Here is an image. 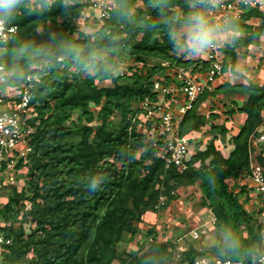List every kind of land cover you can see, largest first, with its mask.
<instances>
[{
    "label": "trees",
    "instance_id": "obj_1",
    "mask_svg": "<svg viewBox=\"0 0 264 264\" xmlns=\"http://www.w3.org/2000/svg\"><path fill=\"white\" fill-rule=\"evenodd\" d=\"M135 1L131 0V6ZM115 2L117 5L119 0ZM73 4L70 12L63 11L58 4L43 16L20 17L15 22L18 40L39 41L46 38L49 32L81 39L83 33L78 31L68 17L79 15L86 3L73 0ZM137 15L155 18L154 10L148 6L140 8ZM252 16L260 17L261 24L255 28L252 37L249 35L246 44H258L260 37L264 35V13L252 9L244 14V19ZM59 18L63 20L59 21ZM240 23V32L251 29L244 20ZM37 25L42 26L43 35L35 31ZM99 30L101 35L113 34L124 38L121 47L117 49V56L127 53L144 65L148 59L157 61V65H145L144 71L133 65L135 72L124 77H114L113 86H97L94 81L112 77L86 76L85 85L77 87L81 73L67 68L53 70L44 78L43 83L36 85L33 102L38 103L39 123L31 140V179L26 181L25 190L18 192L11 188L7 191V201L0 204V218H8L4 216V212H10L9 216L16 212L14 205L19 203L28 189L33 190L34 202L37 198L42 202H37L35 209L30 211L36 228L27 239L23 238L22 226L16 230L12 225L1 228L5 231L3 237L11 241L10 244H2L9 251L4 254V263L111 264L116 258L115 247L123 236L126 223L135 217L136 212L141 208L153 209L158 206L162 196L167 195L169 198L170 192L187 185H198L203 194V205L212 207L217 219H222L240 234L242 225L252 222V217L240 202L246 186L241 191L234 192L227 179L237 177L241 171L248 169L250 162L259 165L264 173V140L256 146L250 145V136L259 135L264 124V82L250 81L253 85L251 88L240 84H225L235 92L242 90L248 95L247 100L236 111L245 113L247 117L239 131L231 137L234 149L228 156H223L210 144L205 152L193 154L185 169H165L164 161L155 156L154 148L146 141L145 136L134 126L128 130L131 126L128 114L132 118L136 113L131 108L133 104L150 93L151 77L160 71V60H176L186 66L192 61L174 58V50L163 30L134 28L114 17L111 12ZM239 44L237 42L225 47V66L227 59L231 57L229 52ZM11 50L8 45L0 50V61L8 68V53ZM235 60L233 55L232 65ZM223 85L218 86L217 90H223ZM206 95L207 93L201 96L194 108L184 115L180 123L182 133L199 131L204 118L197 114L196 109ZM89 103H102L101 110L105 115L98 117L103 119L100 120L102 124L95 131L91 142L89 137L93 128L84 124L80 128L83 131L80 142L76 146L69 143L66 148L65 139L72 130L64 121L74 110L81 109L83 114H87V122H91L94 116L88 109ZM112 107L122 110V118L117 126L109 129L106 117ZM227 131L225 128L222 130L224 134ZM136 148L143 150L139 159L135 155L129 158ZM111 156L113 160L110 161L108 158ZM207 157H211V160L205 164ZM99 161L102 163L99 164ZM197 161H201L199 167L195 165ZM119 162L122 163L121 166ZM64 174L68 177L65 178ZM81 174L83 178L101 174L105 176V181L99 191L89 194L84 181L76 179ZM39 178L43 180L41 187L38 184ZM168 179H172L173 184H169ZM160 182L163 183L164 190H160ZM129 202L132 203L131 206ZM256 230L258 234L255 240H261L259 224ZM12 234H15V239ZM31 250L35 256L27 261L25 256ZM208 254L206 250H193L187 264H191L197 256H210Z\"/></svg>",
    "mask_w": 264,
    "mask_h": 264
},
{
    "label": "clouds",
    "instance_id": "obj_2",
    "mask_svg": "<svg viewBox=\"0 0 264 264\" xmlns=\"http://www.w3.org/2000/svg\"><path fill=\"white\" fill-rule=\"evenodd\" d=\"M219 3L220 0H147L148 7L155 12L154 19L138 16L131 0H119L109 11L134 28L163 30L177 55L197 59L209 50L233 45L241 38L239 14L229 11L217 15ZM241 3L245 4V0ZM58 4L65 12H70L74 6L73 0H0V47L8 45L12 49L8 53V70H0V82L20 84L31 77L33 82L41 84L49 73L61 68L94 78L115 77L122 71L117 49L124 38L118 35H101L100 30H96L85 32L76 40L49 32L39 41L18 40L14 27L20 17L43 16ZM35 31L43 35L41 25H37ZM233 73L236 83L253 87L252 83L245 82V73L239 68L234 67ZM104 181V175L92 174L84 178V187L93 194L100 190ZM208 243L221 258L264 264V240L257 238L245 242L235 228L226 224L215 228ZM141 264H170V258L159 246L152 244Z\"/></svg>",
    "mask_w": 264,
    "mask_h": 264
},
{
    "label": "rangeland",
    "instance_id": "obj_3",
    "mask_svg": "<svg viewBox=\"0 0 264 264\" xmlns=\"http://www.w3.org/2000/svg\"><path fill=\"white\" fill-rule=\"evenodd\" d=\"M112 4L116 5L115 0H112ZM146 6H148L147 0H136L132 5L136 14H138L140 8H146ZM86 7L87 6L84 7L79 15L68 17V19L77 26L78 31L83 34L85 32L99 30L104 25L106 18H108L99 19V12L96 8L89 9V6L88 8ZM58 20L62 21L63 18H59ZM247 24L251 26V29L248 32H241L242 35L238 41L240 43L239 46L229 52L231 57L227 59L226 63L228 66L230 62L232 65L233 55L236 57L238 53L237 50L240 46H243V49H246L249 53H254L255 55H258L259 53V59L263 58L261 54H263L264 51L262 53V51L255 49L254 45H252L255 43L250 42L246 44L249 39V35L252 37L255 32V28L260 26L261 22H252ZM245 54H247V52ZM117 59L122 64V71H120L116 76L123 75L124 77L126 75H131L132 73L127 74L125 72H127V70L128 72H132L135 69V67L132 66L139 65V63H136L137 61H135L134 57L127 55V53L123 56H117ZM146 63L147 64L145 65L148 66V64H156L157 61L148 59ZM263 64L264 61L261 65ZM145 65H139V67L144 71ZM121 72L123 74H121ZM69 76L70 78L72 77L71 75ZM94 81L97 86H113L114 77L99 81L95 79ZM85 82L86 76L81 73L77 81V87L85 85ZM223 86L227 87L225 84ZM216 91H212V93H214L211 98H207L206 100L204 99L197 105L196 112L199 116H203L204 119L202 120L201 126L198 128L199 132L195 133L197 137L193 144V154H196L197 152H205L210 144H213L216 150L223 154L224 151L222 152L221 148H223L224 140H230L232 136V132L229 133V130L233 128V115L237 109L244 104H237L234 100V95L232 94L234 92H230V89L225 92L226 96L223 99L221 97L214 96ZM225 100L227 103L224 102ZM101 105L102 103L100 105H95L93 103L88 104V109L94 116L93 120L89 123L86 120L87 114H83L81 109L74 110V112L69 115L68 119L64 121V124L72 130V132L67 135L65 139V144L67 145L66 148L69 143L76 146L80 142L83 132L80 128L84 124L92 126L93 132L89 137V141L91 142L94 139L95 131L102 124L100 120H103L98 117L105 115V112L101 110ZM138 106V102H135L131 108L137 111L140 108ZM109 112V115L106 117V124H108L109 129H113L114 126H117L120 123L122 110L112 107ZM128 117L130 124H132L133 120L130 118L129 114ZM224 128L228 130V134H224L222 132ZM128 130H130V127ZM142 151L143 150L141 148H136L134 150V154L137 159H139ZM108 160H113V156L109 157ZM210 160L211 157H207L204 160L205 164H208ZM98 163L100 164L102 161H99ZM118 164L120 166L122 165L121 162ZM200 164L201 161H197L195 163L197 167H199ZM65 169H67V167H65ZM63 176L65 178L68 177L66 174ZM27 177V180L31 177L29 175V169L27 171ZM238 177L240 178V176L238 175L236 177L238 182L236 180H231V177L227 179V182L230 183L231 186H233L232 183L237 182L235 188L237 192L241 191V188L245 186V180H239ZM76 179L81 180V182L84 181L82 174L77 175ZM35 182H37V178H35ZM168 182L169 184H173L172 179H168ZM25 184L22 185L23 187L21 186L22 188L20 187L18 192L25 190ZM38 184L40 187L43 186L42 178L38 179ZM159 185L160 190H164L163 183L160 182ZM246 188V192L244 191L243 196L240 197V202L252 217V222L249 224H243L240 228V232L245 242H252L256 241L255 237L258 234L256 230V226L258 224V202L256 198L249 196L248 187ZM170 194L171 197L169 198L166 197L167 195L162 196L158 206L156 205L153 209L141 208L136 212L135 217L126 223L123 236L115 247L116 258L111 264H141L144 253L152 244L159 246L168 255L170 258V264H187L190 252L193 250H206L209 253L208 255L219 257L216 255L212 246L208 243V239L218 225H225L226 223L222 219L216 218L215 210L212 207L203 205V194L199 186L187 185L179 187L170 192ZM33 197V190H26V193H24L23 197L20 198L19 203L14 205V208H17L16 212H14L12 216H9L10 212H4V216H7L8 218H0V236H3L5 233V231L1 229L2 227L12 225L15 230L22 226L24 229L23 238H28L33 229L36 228V224L32 221L33 217L30 214V211L35 209L34 206L37 205V202H42L40 198H37L34 202ZM128 204L130 206L132 205L131 202ZM195 233L198 235L196 236ZM11 236L14 239L16 237L15 234H12ZM8 252L9 251L6 248L4 249V247L0 245V264L6 263H4L3 258L4 254ZM34 256L35 254L31 250L25 256V259L30 261L34 258Z\"/></svg>",
    "mask_w": 264,
    "mask_h": 264
},
{
    "label": "built area",
    "instance_id": "obj_4",
    "mask_svg": "<svg viewBox=\"0 0 264 264\" xmlns=\"http://www.w3.org/2000/svg\"><path fill=\"white\" fill-rule=\"evenodd\" d=\"M78 2L86 3V8H96L99 19L109 17V9L116 6L112 4V0ZM252 9L264 13V0H245L243 5L241 0H220L217 15L234 11L239 14L240 21L248 23L256 16L244 19V14ZM17 31L18 27L15 25L14 32ZM260 44L263 45V41ZM225 47L218 46L197 59L185 58L173 51L174 58L190 60L191 64L186 66L176 60H160V71L151 77L150 93L137 101L140 108L131 118L133 123L130 130L134 126L145 136L146 141L154 148L155 156L164 161L165 169L176 167L183 170L193 155V144L197 136L193 131L182 133L180 123L201 96L213 91L216 80L224 71ZM2 49L4 46L0 47ZM136 63L144 65L142 62ZM155 65L157 63L148 64L149 67ZM0 70H8L2 61ZM133 72L135 70H127L125 73ZM36 85L38 84L31 77L20 84L0 82V204L7 201L9 189L19 191L28 178L30 155L33 152L31 140L39 123L38 103L33 102ZM263 140L264 132L261 131L256 136L252 134L250 145L256 146ZM239 176V180H245L249 196L257 199L260 237L264 240V173L259 165L250 162L249 168L241 171ZM10 243V239L0 236V245ZM191 264H247V261L197 256Z\"/></svg>",
    "mask_w": 264,
    "mask_h": 264
},
{
    "label": "crops",
    "instance_id": "obj_5",
    "mask_svg": "<svg viewBox=\"0 0 264 264\" xmlns=\"http://www.w3.org/2000/svg\"><path fill=\"white\" fill-rule=\"evenodd\" d=\"M252 22H261V18L260 17H254L248 23H252ZM262 41H263V45L260 44V43H262ZM252 45L255 46L254 47L255 49H258V50L262 51V53H263V51H264V35H262L260 37L258 44H252ZM240 48H243V46L239 47L237 50L238 53L236 55V60H235L234 65H231V62L229 64V66L227 65L228 67L224 65L223 74L216 80V83L214 85V88H215L213 90L214 92L217 90V87L222 85V84H226V83L230 84V85L231 84H233V85L238 84V83H236V78H235V75L233 73L234 67L239 68L241 71H243L245 73V82L246 83H249L250 81H260L261 83L264 82V64L261 65V63L264 61V53L263 54L260 53L263 56V58L259 59L258 58L259 53H258V55H255L254 53H249L246 49H240ZM242 50L244 51V53ZM246 52H247V54H245ZM224 63H225V61H224ZM229 81H231V83H229ZM223 87H224L223 90H217L216 93L214 94V96L221 97L223 99L226 96L225 92H227L230 89V92H234L232 94L234 95V100L237 102L238 105H242L248 98V95L246 93H244V91H242V90L239 92H235L234 90H231V88L229 86H227V87L223 86ZM213 93H212V91L209 92L204 99L206 100L207 98H211L213 96ZM224 102L227 103L226 100ZM201 109H202V107H201ZM246 117H247V115L245 113H241V112L240 113L239 112L234 113L233 124H232L233 128L229 130V133L232 132L231 135H234L239 131V128L245 122ZM263 117H264V114H263ZM260 131L264 132V124L260 128ZM193 132L197 133L199 131H193ZM229 138H230V134H229ZM233 149H234V144L232 143V139L224 140L223 148H221V151L222 152L224 151L223 152L224 156L225 157L228 156ZM231 180H234V181L236 180L238 182L236 177H231ZM237 182L232 183L233 186H231V184L228 183L229 187L234 192H237V190H235Z\"/></svg>",
    "mask_w": 264,
    "mask_h": 264
}]
</instances>
